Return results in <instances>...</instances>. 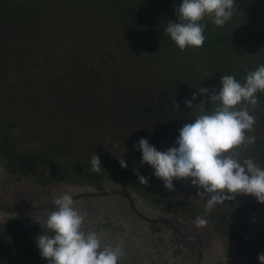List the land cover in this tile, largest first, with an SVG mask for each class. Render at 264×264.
Wrapping results in <instances>:
<instances>
[{"label": "trees", "instance_id": "16d2710c", "mask_svg": "<svg viewBox=\"0 0 264 264\" xmlns=\"http://www.w3.org/2000/svg\"><path fill=\"white\" fill-rule=\"evenodd\" d=\"M179 3L180 0H0V52L6 68L17 71L13 78L6 77L8 81L1 78L19 90L33 85L31 81L39 71H52L54 77L49 80L41 74L37 86L54 87L52 93L63 96L61 104L78 110L83 120L91 109L101 108L99 103L106 101L102 99V89L111 88L122 94L124 120L120 128L126 126L123 140L114 136V142L124 141L127 148H133L141 138L130 131L142 129L151 145L165 151L174 145L181 127L199 114L195 108L202 101L209 110L216 106L218 102L208 101L214 91H219L223 75H233L243 83L250 71L264 64V0H235L233 16L223 27L205 18L203 46L184 51L164 32L168 21H176L174 9ZM59 62L68 64V73L55 72ZM201 87L208 93H200ZM257 97V106L250 109L256 123L247 133L256 141L236 151L264 167V92H258ZM188 100L192 108L186 106ZM14 127L7 121L0 122V158L13 173L36 177L44 185L85 186L111 180L127 184L151 202L171 196L154 174L131 163L122 168L117 157L106 152L102 155V170L95 172L88 151L71 158L69 150L60 153L54 149L53 154V146L46 142L49 150H22L12 135ZM92 151L96 152L95 148ZM138 175H143L147 184L139 183ZM169 201L182 213L202 215V210H182L184 205L195 208V201L189 205L176 196ZM227 204L235 206L239 220L231 222L226 231L237 235L247 259L257 260L258 254L264 253V204L244 194L225 201ZM242 209L255 215L254 219L240 223ZM219 212L210 213L206 219L215 222ZM230 214L234 216L232 211ZM255 219L262 220L255 223ZM17 226L16 222L0 226V264H48L36 247V237L48 229L22 231Z\"/></svg>", "mask_w": 264, "mask_h": 264}, {"label": "rangeland", "instance_id": "374dc122", "mask_svg": "<svg viewBox=\"0 0 264 264\" xmlns=\"http://www.w3.org/2000/svg\"><path fill=\"white\" fill-rule=\"evenodd\" d=\"M259 28L261 29V26ZM59 64L55 72L57 74L68 73V70H65L68 64L63 65L62 62ZM16 74L15 69L6 68L5 57L0 52V122L7 121L15 125L12 135L22 150L31 152L43 147L48 149V145L44 144L46 142L53 146L52 153L54 149L60 153L69 150L68 157L72 158L76 153L80 156H84L87 151L93 154L95 151L92 149L95 148L100 163L104 158L103 152H106L109 156L114 155L118 160L124 157L126 163L140 165L143 171L153 175V170L149 165L141 164L140 151L131 147L127 148L124 141L119 142L125 137L122 131L126 128V126L120 128L122 124L120 121L124 120V111L121 109L120 102L121 93L118 94L111 88H103L102 99L106 101L99 103L101 108L96 106L95 109H91V114L83 120L78 110H69L61 104L60 99L63 96L54 95L52 93L54 87L47 84L37 86L41 71L34 75L35 79L31 81L33 85L19 88V90L16 85L13 88L1 78L2 76L10 79ZM52 74L51 71L42 75L51 80L54 77ZM95 110L99 112L92 115ZM134 131L140 135V138H145L142 129L131 130L130 134ZM114 136L121 140L114 142ZM153 137L156 140L157 134ZM81 147L84 148V152L81 151ZM13 171L12 168L6 167L4 160L0 158V226L15 221L17 228L22 231L34 228L47 229L45 220L49 211L54 207L48 204H53L58 196L67 193L73 197L76 209L85 214L83 230L96 231L102 247L121 248L123 255L119 264H258V260H249L247 256H237L230 249L223 251L222 243L225 245L230 240L226 237L216 239L214 235L220 234L211 230L212 225L209 222L204 227L195 225L196 217L208 218L210 213L222 210L226 216L229 214L232 223H236L239 217L233 210L235 206L232 208L228 204L219 205L208 211L206 201L197 195L198 189L190 181L174 180L173 189H168L171 196L163 197L162 204L156 207L128 188L115 186L108 181H101L94 185L75 186L71 190L66 184L44 185L38 183L36 177L23 175L21 172L13 173ZM156 180L164 183L159 178ZM115 189L124 193L127 198L133 199L136 209L142 215L155 219L169 218L173 225L166 223L167 226H165L157 222L146 225L143 221L134 219L129 199L116 196L118 194H110V191ZM76 196L79 197L76 198ZM174 196L188 201L189 205L195 201L197 208L191 210L190 206L184 205L182 210L194 213L198 209V211L202 210V215L193 216L182 213L181 217L177 216L179 206L171 204V201L168 202V199ZM230 211L234 216L230 214ZM171 212H174L176 216ZM240 214L242 217L240 223L255 217V215L245 213L243 209ZM255 220V223H259L262 219ZM205 237L209 239L203 246L204 249L201 248L200 253L196 248L197 243L193 244L185 240ZM198 254L202 257L200 262H198Z\"/></svg>", "mask_w": 264, "mask_h": 264}, {"label": "clouds", "instance_id": "9594fccd", "mask_svg": "<svg viewBox=\"0 0 264 264\" xmlns=\"http://www.w3.org/2000/svg\"><path fill=\"white\" fill-rule=\"evenodd\" d=\"M234 5L235 0H180L174 9L176 21H168L164 32L181 51L200 48L206 40L205 18L223 27L233 16ZM208 91L200 89L202 94ZM258 92H264V64L250 71L243 83L233 75H223L219 91H214L208 101L218 102L216 106L209 110L202 101L195 108L199 114L181 127L173 146L160 151L146 138L133 145L141 152V164L149 165L166 189H173L174 180L190 181L198 189L197 195L206 201L208 211L240 194L251 195L264 204V167L236 151L256 141L247 133L256 123L250 109L258 104ZM185 103L193 107L191 100ZM119 163L127 167L124 157ZM91 165L95 172L102 170L95 153ZM138 181L147 184L143 175H138ZM53 204L45 220L48 232L36 237V247L48 264H119L121 248L102 247L96 231L83 230L85 214L76 209L71 195L58 196ZM194 223L204 227L208 221L198 216ZM257 260L264 264V253L258 254Z\"/></svg>", "mask_w": 264, "mask_h": 264}, {"label": "flooded vegetation", "instance_id": "af4514ba", "mask_svg": "<svg viewBox=\"0 0 264 264\" xmlns=\"http://www.w3.org/2000/svg\"><path fill=\"white\" fill-rule=\"evenodd\" d=\"M4 164H5V162H4ZM6 165V164H5ZM108 182H110V183H113L115 186H119V187H126V188H128L127 186V184H121V183H115V182H113V181H111V180H109ZM62 184H64V183H62ZM66 185H68L69 187H70V189L71 190H73L72 188H74L75 186L74 185H70V184H66ZM129 189V188H128ZM129 190H131V189H129ZM131 191H133V190H131ZM134 193H136L135 191H133ZM118 194V195H116V196H120V197H122V198H127L126 197V195L124 194V193H122V192H120V191H117V189H115L114 191H110V194ZM137 194V193H136ZM138 195V194H137ZM91 196V195H90ZM141 199H143V200H145V201H147L148 203H150V204H152V205H154V206H156V207H158L157 205L158 204H162V198H158L157 197V199H158V202H151L150 201V199L148 200L147 198H144V197H142V196H140V195H138ZM127 199H129V197L127 198ZM165 199V198H164ZM129 202H130V204H131V208H132V213H133V218L134 219H136V220H138V221H143L144 223H146V225L147 224H151V223H163L165 226H167V224L168 225H170V226H172L173 225V223H172V221L169 219V218H157V219H155V218H150V217H147V216H145V215H142L137 209H136V207H135V204H134V202H133V199H129ZM172 204V203H171ZM48 205H50V207L51 206H54V204H48ZM174 205V204H173ZM159 207H160V205H159ZM54 208V207H53ZM52 208V209H53ZM161 209V208H160ZM173 215H175V213L174 212H171ZM180 214H182V212H181V210L179 209L177 212H176V215L177 216H179V217H181V215ZM175 215V216H176ZM186 214H184V216H185ZM217 217H215L214 218V221L215 222H212V221H209V220H207L212 226H211V230L214 232V233H216V232H218L220 235H218V234H215L214 235V237L216 238V239H220V237H222V239H225L224 237H226L227 239H229L230 241H228L229 243H227L226 242V244L224 245V243H222V246H223V251L224 250H226V249H230V250H232V251H234V253L237 255V256H240V257H245V255H246V252H245V250L246 249H244L242 246H241V241L239 240V238L237 237V235L234 233V234H232V233H229L228 231H226V227H228L229 228V226H231L232 225V220H231V218H230V216L229 215H227L226 216V214H225V212L224 211H221V212H219V214H217L216 215ZM133 219V220H134ZM12 222H15V221H11V222H9V223H12ZM8 223V224H9ZM17 223V222H16ZM131 223H133V221H131ZM167 223V224H166ZM177 231V230H176ZM206 232V231H205ZM209 237V236H208ZM211 237V236H210ZM209 237V238H210ZM209 238H207V237H205V238H201V239H198V238H188V239H185L186 241H190V243H193V244H195V243H197L198 244V246L196 247L197 249H198V253H200V251H201V248L202 249H204L203 248V246L207 243V240L209 239ZM185 240H184V242H185ZM186 243V242H185ZM226 248H225V247ZM232 248V249H231ZM199 255V259H198V262H200L201 260H202V257H201V255L200 254H198ZM209 263H210V261H208Z\"/></svg>", "mask_w": 264, "mask_h": 264}, {"label": "water", "instance_id": "95a60500", "mask_svg": "<svg viewBox=\"0 0 264 264\" xmlns=\"http://www.w3.org/2000/svg\"><path fill=\"white\" fill-rule=\"evenodd\" d=\"M80 196V195H79ZM79 196H76V198H78Z\"/></svg>", "mask_w": 264, "mask_h": 264}]
</instances>
